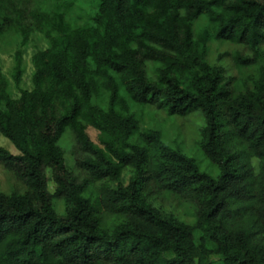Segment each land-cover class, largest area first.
Returning a JSON list of instances; mask_svg holds the SVG:
<instances>
[{"label": "trees", "instance_id": "16d2710c", "mask_svg": "<svg viewBox=\"0 0 264 264\" xmlns=\"http://www.w3.org/2000/svg\"><path fill=\"white\" fill-rule=\"evenodd\" d=\"M79 1L0 0V41L47 40L18 97L0 68L18 151L0 146V264H264V0H97L88 21ZM22 73L17 50V88ZM193 112L217 176L145 122ZM168 197L191 223L156 205Z\"/></svg>", "mask_w": 264, "mask_h": 264}, {"label": "rangeland", "instance_id": "374dc122", "mask_svg": "<svg viewBox=\"0 0 264 264\" xmlns=\"http://www.w3.org/2000/svg\"><path fill=\"white\" fill-rule=\"evenodd\" d=\"M97 0H80L78 4V12L83 20L88 21L89 17L95 11ZM47 47L46 38L40 33H34L29 37L26 44H21V38L19 36L8 37L3 41H0V68L3 75L9 81V93L12 97H18L20 95V89H31V77L33 73V67L31 64V56L38 50ZM233 45L223 43L220 46L212 44L209 60L214 63L215 58L219 52L225 50H231ZM17 50L22 51L23 57V73L21 75V83L19 88L15 87V83L12 79V68L14 65V56ZM225 63L230 64L228 58H224ZM147 124L151 126L160 127L164 133V140L167 144L180 147L186 154L193 156L199 163L200 171L207 172L212 176H217L218 170L211 166L209 162L199 153L195 147V141L199 138V130L203 124L201 116L198 112H193L186 117H165L163 113L154 116L152 120L145 119ZM87 133L91 140L98 144V131L92 127L87 128ZM66 140V139H65ZM70 144V140L68 141ZM0 146L7 149L13 154L18 153L11 142L0 134ZM71 146V145H70ZM65 162L68 168L72 167L73 160L69 152L65 156ZM256 160L253 164L256 165ZM131 175L130 170L124 171L122 174V183L126 185ZM14 184V180L4 171L0 166V190L3 192L9 191L11 186ZM48 187L50 191H53L54 184L49 180ZM165 212H170L176 216L179 220L191 223L192 217L188 210L179 205L174 199L170 197L156 203ZM53 207L57 213L63 212V202L60 199L53 200Z\"/></svg>", "mask_w": 264, "mask_h": 264}]
</instances>
